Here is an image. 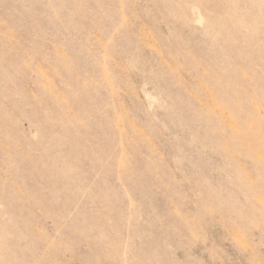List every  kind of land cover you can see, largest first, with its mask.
Listing matches in <instances>:
<instances>
[{
    "label": "rangeland",
    "instance_id": "374dc122",
    "mask_svg": "<svg viewBox=\"0 0 264 264\" xmlns=\"http://www.w3.org/2000/svg\"><path fill=\"white\" fill-rule=\"evenodd\" d=\"M0 264H264V0H0Z\"/></svg>",
    "mask_w": 264,
    "mask_h": 264
}]
</instances>
